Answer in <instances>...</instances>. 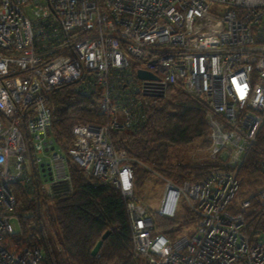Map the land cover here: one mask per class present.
Masks as SVG:
<instances>
[{"label":"built area","instance_id":"2783aa9c","mask_svg":"<svg viewBox=\"0 0 264 264\" xmlns=\"http://www.w3.org/2000/svg\"><path fill=\"white\" fill-rule=\"evenodd\" d=\"M137 69L155 78L138 79ZM67 83L83 93L102 89L100 110L110 120L75 124L62 156L52 153L57 145L49 136L51 92ZM169 86L204 107L206 157L217 164L197 181L166 185L158 213L172 214L184 197L197 217L191 233L174 239L153 231L127 155L109 138L111 130H131L145 120L140 101L152 96L144 93ZM260 134L264 0H0V264H41L38 248L4 245L14 232L11 185L22 183L31 197L38 186L53 195L69 181L67 157L84 176L119 190L131 254L142 264H264V236L243 233L252 196L264 222V185L234 198L238 170Z\"/></svg>","mask_w":264,"mask_h":264},{"label":"trees","instance_id":"16d2710c","mask_svg":"<svg viewBox=\"0 0 264 264\" xmlns=\"http://www.w3.org/2000/svg\"><path fill=\"white\" fill-rule=\"evenodd\" d=\"M136 66V63H132ZM132 95V94H131ZM102 89L83 93L76 83L58 86L51 92L53 106L49 136L65 154L73 141L72 128L78 123L104 125L109 115L100 110ZM128 97L121 103L128 105ZM140 104L145 120L134 129L111 130L109 138L115 150H124L133 169V188H140L149 172L132 159L140 161L175 182L185 179L197 181L217 168L214 162L184 164L168 162L170 147H183L194 142L207 145L208 127L202 104L176 87H167L164 96L145 97ZM69 181L53 195L38 186L34 197L20 182L11 185L15 197L12 216L18 230L4 238L8 249L38 248L41 264H142L132 257L130 227L125 201L117 188L96 177H86L81 168L66 158ZM239 184L234 198L241 189L261 186L264 181V134L257 137L247 151L238 170ZM245 219L243 233L250 239L264 236V222L258 213L255 196ZM231 209L233 204L229 206ZM185 215L154 216L155 233L174 239L179 230L195 219L186 209ZM109 230L95 256L90 250Z\"/></svg>","mask_w":264,"mask_h":264},{"label":"rangeland","instance_id":"374dc122","mask_svg":"<svg viewBox=\"0 0 264 264\" xmlns=\"http://www.w3.org/2000/svg\"><path fill=\"white\" fill-rule=\"evenodd\" d=\"M206 146L207 145H203L202 142L198 141L183 147H170L168 162L172 164L176 163L177 161H181L184 164H194L201 162L210 163L211 161H209L206 157ZM54 152H58L62 156L66 155L58 146L54 147L52 153ZM132 161L138 163L139 167L148 169L149 174L144 184L140 188L135 187V191H136V195L149 207L153 217L154 216L156 217L157 215L164 217H173L176 213H179L180 215H185L186 209L191 211L188 200L184 197H181L177 201L172 214L161 215L158 213V209L161 205L162 198L165 196L167 190L166 185L169 184L171 186H174L175 188H178L182 186V183L184 181H191L190 179H185L184 181L178 183L173 181L172 179L164 177L162 174L158 173L157 171L150 169L140 161H136L134 159H132ZM40 175L41 174H39V177L41 178L42 185L45 189H47L48 182L46 181L45 178H42ZM262 185H264V181ZM258 188L259 186L257 185V186L246 187L244 189H241L240 192L237 194L236 201L244 199L249 194L255 193ZM9 223L11 225L12 230L16 232L18 230V224L16 219L11 218ZM194 223H195V219L190 223H187L184 226H182V228L179 230L177 234L180 235V234L191 233L193 230Z\"/></svg>","mask_w":264,"mask_h":264},{"label":"water","instance_id":"95a60500","mask_svg":"<svg viewBox=\"0 0 264 264\" xmlns=\"http://www.w3.org/2000/svg\"><path fill=\"white\" fill-rule=\"evenodd\" d=\"M136 77L138 79H152V78H155L151 73H149V72H147L145 70H142V69H137L136 70ZM144 95L161 98V97L164 96V92L162 90H160V91H158L156 93H144ZM41 170H44V168H42ZM108 234H109V230H106L101 235V237L96 241V243L94 244V246L90 250V255L95 256L98 253V251H99V249H100V247L102 245L103 240L107 237Z\"/></svg>","mask_w":264,"mask_h":264},{"label":"bare ground","instance_id":"6f19581e","mask_svg":"<svg viewBox=\"0 0 264 264\" xmlns=\"http://www.w3.org/2000/svg\"><path fill=\"white\" fill-rule=\"evenodd\" d=\"M170 204H171V201H168V204H167V206H166V210H170L171 208H170Z\"/></svg>","mask_w":264,"mask_h":264}]
</instances>
